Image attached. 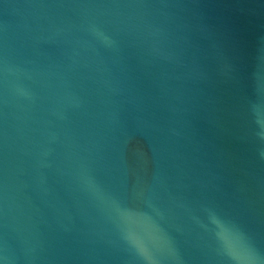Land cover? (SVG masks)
Listing matches in <instances>:
<instances>
[{"label":"water","instance_id":"1","mask_svg":"<svg viewBox=\"0 0 264 264\" xmlns=\"http://www.w3.org/2000/svg\"><path fill=\"white\" fill-rule=\"evenodd\" d=\"M0 264H264V0H0Z\"/></svg>","mask_w":264,"mask_h":264}]
</instances>
